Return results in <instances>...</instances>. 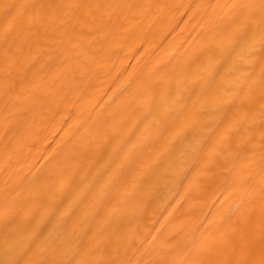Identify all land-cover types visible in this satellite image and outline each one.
I'll return each instance as SVG.
<instances>
[{"label":"bare ground","instance_id":"bare-ground-1","mask_svg":"<svg viewBox=\"0 0 264 264\" xmlns=\"http://www.w3.org/2000/svg\"><path fill=\"white\" fill-rule=\"evenodd\" d=\"M0 264H264V0H0Z\"/></svg>","mask_w":264,"mask_h":264}]
</instances>
